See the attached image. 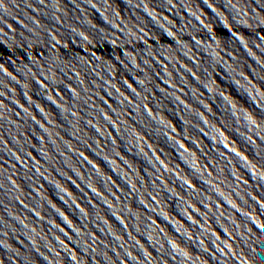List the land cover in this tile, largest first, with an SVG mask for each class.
<instances>
[{"label": "water", "instance_id": "water-1", "mask_svg": "<svg viewBox=\"0 0 264 264\" xmlns=\"http://www.w3.org/2000/svg\"><path fill=\"white\" fill-rule=\"evenodd\" d=\"M0 264H264V0H0Z\"/></svg>", "mask_w": 264, "mask_h": 264}]
</instances>
